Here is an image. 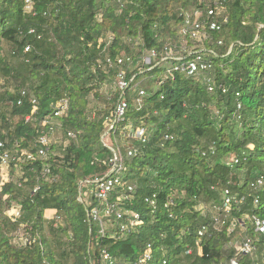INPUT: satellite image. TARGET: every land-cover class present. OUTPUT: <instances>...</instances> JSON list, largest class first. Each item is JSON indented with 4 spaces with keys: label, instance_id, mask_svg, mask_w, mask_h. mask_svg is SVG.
I'll return each mask as SVG.
<instances>
[{
    "label": "trees",
    "instance_id": "obj_1",
    "mask_svg": "<svg viewBox=\"0 0 264 264\" xmlns=\"http://www.w3.org/2000/svg\"><path fill=\"white\" fill-rule=\"evenodd\" d=\"M26 1L0 0V144L35 153L50 120L65 142L50 145L48 159L12 165L0 182V264H102L103 249L115 264H136L148 246L149 264H264V236L254 226L264 220V0H31V11ZM216 5L228 22L211 35L224 46L203 53L211 72L190 77L173 69L176 61L160 63L168 46L187 40L186 22ZM108 36L110 46L100 43ZM153 51L152 64H143ZM107 57L131 58L135 67L127 70L134 80L125 119L111 131L118 92L106 110L87 115L90 98L124 69L106 66ZM64 101L67 112L55 117ZM130 127L144 129L148 143L129 137ZM107 132L125 156L134 150L117 195L134 187L123 207L142 224L100 238L79 196L81 183L89 191L110 170ZM227 190L234 201L225 208ZM15 205L21 216L13 221L6 213ZM50 210L58 220L46 218ZM239 232L252 240V256L238 255Z\"/></svg>",
    "mask_w": 264,
    "mask_h": 264
},
{
    "label": "built area",
    "instance_id": "obj_2",
    "mask_svg": "<svg viewBox=\"0 0 264 264\" xmlns=\"http://www.w3.org/2000/svg\"><path fill=\"white\" fill-rule=\"evenodd\" d=\"M120 1V0H119ZM27 9L31 11L33 2L31 0L26 1ZM228 22L226 11L224 7L216 5L214 8H211L207 11L206 15L200 11L196 12L193 20H188L183 27V33L187 37L188 41L193 42H203L204 40L208 41L212 39L213 32H220L225 23ZM33 32V31H32ZM114 37L108 36L106 40H100V43L105 41L107 46H110ZM218 46H224V41L219 40L217 42ZM174 46H168L170 49L169 52L162 58L160 63L168 61H176L179 64L176 65L173 69L175 71H181L187 73L188 76H198L200 74H209L213 69V64L202 54L198 52H189L184 57H174L172 54V49ZM231 50V49H230ZM176 51H178L176 49ZM209 54H215V52L207 51ZM155 51L151 52L148 56H145L142 59V63L150 66L152 64V59L157 57ZM122 66L124 69L118 74L115 86L116 90L119 93V100L116 104L115 110L112 116L107 119L110 124V131L113 130L118 124L124 121L129 104L127 101V91L129 90L131 83L134 78L128 79V72L132 66H134V60L127 57H117L115 60L107 57L106 66L112 68L114 66ZM206 83L208 90L214 92L216 89V82L211 78H206ZM224 93L227 90H223ZM145 96L143 90L139 93V98ZM33 103H36V100H33ZM68 110V104L66 101L60 103L54 116L61 117ZM51 121V120H50ZM50 121H44L43 126H46ZM70 138H75L76 136L73 133L69 134ZM108 137V132L102 138V142L109 147L114 152V159L110 162V170L103 177L96 178L90 182L89 191L83 190V183L80 184V196L79 201L83 204H86L88 209V221L91 225H94L98 232V237H106L108 234L116 237L118 235H125L130 232L132 228L140 226L142 224L140 215L133 212L125 210L123 207V202L129 201L131 199V193L135 190L133 186H127L129 194H119L117 195V190L124 187L123 183V174L125 172V161L134 157V150L131 147H127V155L125 156L122 152V149L119 145L117 147H112L106 143V138ZM129 137L139 141L142 144H147L149 137L146 134L144 129H133L129 128ZM15 146H18V142ZM36 152L32 153L27 150L21 151L20 154L14 153L9 150L4 144H0V170L3 174V182L9 181V170L12 165L18 168V164L24 161L34 162L37 160H45L49 156L50 144L48 137L43 133L36 141L35 145ZM50 174V168L47 166L44 169L43 175L46 176ZM262 181H258V186H261ZM38 188L34 190L36 193ZM1 191V187H0ZM234 197L230 194V191H225L224 195V207L228 208ZM151 206L155 207V202L151 201ZM13 221H16L21 216V208L16 206L9 210L6 213ZM48 219V218H47ZM49 220H58L57 215ZM217 222H220L219 219H216ZM237 224L235 222L231 223L230 230H234ZM255 231L258 234L264 236V220L254 218ZM22 239L27 241L25 236H21ZM238 255H248L252 256L255 252V247L252 240L247 239L240 246L235 248ZM153 252L151 246H148L146 252L140 257L136 264H149L153 261ZM101 260L102 264H115V259L112 254L107 249L101 251ZM162 264H168L167 261H163ZM230 264H239L238 258L231 260Z\"/></svg>",
    "mask_w": 264,
    "mask_h": 264
},
{
    "label": "rangeland",
    "instance_id": "obj_3",
    "mask_svg": "<svg viewBox=\"0 0 264 264\" xmlns=\"http://www.w3.org/2000/svg\"><path fill=\"white\" fill-rule=\"evenodd\" d=\"M217 41L218 40H215L213 38L209 39L208 41L204 40L201 43L193 42L191 40L190 41L184 40L182 41L181 44H176V43L174 44L175 46L172 49L173 50L172 54L174 57H184L189 52H198L202 54L207 53V51H212L213 49L209 45L214 42L216 43ZM176 49L178 51H176ZM168 66L171 67V64H169ZM133 69H135L134 66L130 68V71H133ZM115 83L116 82L103 84L100 90V93H101L100 98L98 99L95 97L90 98V104H89L88 112H87V115L89 116V118H94L97 115L98 111L106 110V108L110 105L111 101L117 94ZM48 125H51L52 127L49 134L46 133L48 140H49V144L51 146L54 145L56 147H59L62 143L65 142V140H63V134L60 128V124L57 120H51L48 123ZM105 141L108 145H111V142L108 137L106 138ZM126 145H128V143H126ZM1 181H3V177L0 178V182ZM16 206L17 205L13 206V208ZM24 235L25 234L23 232L20 234V236H24ZM247 239L248 238L247 236H245L244 232H239L236 238L234 239V243H233L234 247L235 248L240 247L244 243V241H246Z\"/></svg>",
    "mask_w": 264,
    "mask_h": 264
},
{
    "label": "crops",
    "instance_id": "obj_4",
    "mask_svg": "<svg viewBox=\"0 0 264 264\" xmlns=\"http://www.w3.org/2000/svg\"><path fill=\"white\" fill-rule=\"evenodd\" d=\"M55 215H56V211H54V210L47 211L45 214L46 218H48V219L53 218Z\"/></svg>",
    "mask_w": 264,
    "mask_h": 264
}]
</instances>
